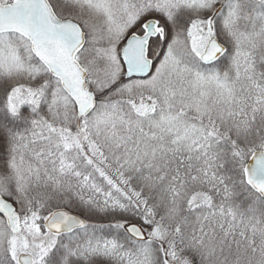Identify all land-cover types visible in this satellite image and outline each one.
<instances>
[{
    "label": "snow or ice",
    "instance_id": "1",
    "mask_svg": "<svg viewBox=\"0 0 264 264\" xmlns=\"http://www.w3.org/2000/svg\"><path fill=\"white\" fill-rule=\"evenodd\" d=\"M0 264H264V0H0Z\"/></svg>",
    "mask_w": 264,
    "mask_h": 264
}]
</instances>
